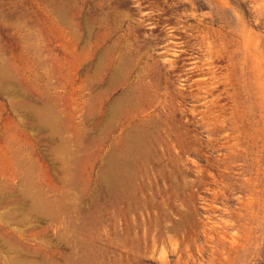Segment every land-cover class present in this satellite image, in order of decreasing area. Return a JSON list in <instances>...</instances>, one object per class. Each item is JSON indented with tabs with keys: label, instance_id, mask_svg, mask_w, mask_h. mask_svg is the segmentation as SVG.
<instances>
[{
	"label": "rangeland",
	"instance_id": "obj_1",
	"mask_svg": "<svg viewBox=\"0 0 264 264\" xmlns=\"http://www.w3.org/2000/svg\"><path fill=\"white\" fill-rule=\"evenodd\" d=\"M68 40L153 83L136 120L150 124L125 197L81 212L78 190L43 187L69 209L41 220L48 235L71 226L81 264H264V0H0L1 60L27 48L44 76Z\"/></svg>",
	"mask_w": 264,
	"mask_h": 264
},
{
	"label": "bare ground",
	"instance_id": "obj_2",
	"mask_svg": "<svg viewBox=\"0 0 264 264\" xmlns=\"http://www.w3.org/2000/svg\"><path fill=\"white\" fill-rule=\"evenodd\" d=\"M79 43H63V62L44 76L38 73L44 65H37L27 48L0 59V96L13 114L4 117L0 102V264H81L71 226L57 225L51 238L49 227L40 223L60 224L69 210L64 198L48 196L44 186L49 192L57 184L78 190L81 212L100 197L123 198L132 190L130 164L145 145L150 124L137 123V111L148 104L153 83H145L139 71L131 81V63L122 56L112 61V48L79 52ZM209 53L216 57L211 43ZM119 87L122 92L115 96ZM118 129L102 156L105 139ZM25 144L35 157L29 166L23 160ZM63 246L67 251H60Z\"/></svg>",
	"mask_w": 264,
	"mask_h": 264
}]
</instances>
